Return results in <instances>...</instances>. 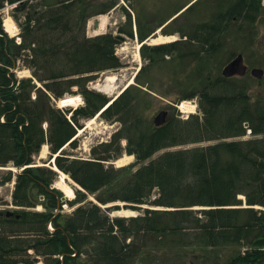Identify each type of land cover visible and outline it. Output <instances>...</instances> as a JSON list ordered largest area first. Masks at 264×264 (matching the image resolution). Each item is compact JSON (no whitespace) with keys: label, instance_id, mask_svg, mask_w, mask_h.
Masks as SVG:
<instances>
[{"label":"trees","instance_id":"trees-1","mask_svg":"<svg viewBox=\"0 0 264 264\" xmlns=\"http://www.w3.org/2000/svg\"><path fill=\"white\" fill-rule=\"evenodd\" d=\"M59 2L61 6H49L41 13L34 26V11L27 14L21 44L7 35L0 18V116L6 115V121H0V163L13 159L17 165L30 164L33 154L39 153L45 142L50 144L51 153L58 152L77 134V127L83 126L82 118L95 116L110 101L105 94L89 89L87 82L103 71L123 65L115 53L120 39L111 32L87 36L86 9H77L71 0L55 3ZM3 3L4 0H0V8ZM26 7L23 3L16 9ZM180 9H174L173 14ZM234 15L245 24L248 22L250 27L257 20L264 22L262 0H236L227 8L218 5L210 19H193L189 29H181L182 36L188 38L186 41L141 47L147 63L135 77L137 84L128 86L101 112L103 119L118 121L119 129L108 141L95 144L89 159L70 157L66 151L55 158L58 168L83 188H76V198L69 204L86 202L71 214H54V209L61 206L62 196L60 190L50 188L56 171L35 166L18 175L16 202H29L34 191L47 195L46 211L25 212L22 219L41 225L52 220L56 227H61L59 233H65L52 238L54 245L59 246L63 241L68 251H72L70 246H73L89 255V259L81 263L67 257L65 264H129L143 249H148L146 255L154 256L149 249L152 247L162 248L163 255L175 249L179 256L181 251L178 250L188 248L189 244L199 248L243 244L245 250H240L226 264H264V209L235 206L243 204V199L238 197L243 193L246 204L264 207V96L250 102L244 79H228L218 71L214 75L215 61L212 62L227 42L229 33L236 28L242 32L245 24L237 26ZM170 16L165 15L158 25ZM145 25L148 24L138 23L140 41L154 29H147ZM120 31L134 37L131 14ZM26 53L27 58L42 69V74L36 72V75L42 81H49L45 86L55 97L62 96L74 85L79 87L85 104L73 110L75 125L67 118L66 111L53 107L47 93L35 100L31 98L35 87L31 79H22L19 92L14 91L12 83L17 78L10 67ZM187 60L195 64L184 69ZM216 67L219 68L217 63ZM165 70H170L172 78L176 79L173 88L169 87L171 93H178L176 101L197 95L201 115L194 114L184 120L171 105L169 121L159 127L154 125L150 119L152 92L159 90L154 84L157 79L154 74ZM183 70L193 77L190 83L182 79ZM200 82L203 85L198 84ZM44 121L49 123L47 131L42 125ZM246 121L260 137L225 139L245 134L243 123ZM210 139L218 142L169 149ZM70 144L76 147L77 138ZM125 152L134 154L135 161L119 167L110 163ZM155 187L159 195L151 199ZM89 194L103 205L121 201L135 209L136 204L150 202L173 209L147 208L144 216L111 218L107 211L119 209L120 205L103 209L87 200ZM196 205L210 208L199 209L200 216L191 208ZM186 230H195V243H189L182 236L173 238L174 242L166 241L165 235L178 236L187 233ZM148 233L152 238H146Z\"/></svg>","mask_w":264,"mask_h":264},{"label":"rangeland","instance_id":"rangeland-1","mask_svg":"<svg viewBox=\"0 0 264 264\" xmlns=\"http://www.w3.org/2000/svg\"><path fill=\"white\" fill-rule=\"evenodd\" d=\"M31 5H37L39 6L41 4V0H30ZM111 0H83L82 5H89L86 10H84V14L86 13L87 16L94 14L96 11L101 10L104 8L105 5H107ZM189 0H116L117 5L114 7H111L108 9L106 13H101L100 15L92 16L88 19L86 26H85V32L87 35H95L99 33L96 31L95 22L98 20V22H103L105 29L102 32H108L113 31L116 33L118 31V27L120 24H123L127 17V11H130L133 17L134 23L141 22L142 25H144L146 20H150L149 26L145 25L147 29L153 28L154 30L157 28L158 23L162 19V17H165V15L170 14L175 8H177L179 5H183ZM78 3V2H76ZM229 3V0H201L198 4H196L192 9L186 11L183 15H181L179 18H177L170 26L167 27V31L173 32L172 34L175 35L172 39H180V32H175L176 30H179L181 28L189 29V22L193 19L195 20H205L209 19L215 8L220 5L221 7H226ZM105 4V5H104ZM83 13V12H82ZM192 13V14H191ZM23 12H18L15 10L14 6L12 7V4L10 2H5L4 6L0 10V16L2 18V23L5 29V21L6 19L10 18L11 22L16 25V33L14 35L10 34V36H20L22 27L21 22L23 21ZM264 17V15H263ZM240 23L245 24L246 22L243 19H240L237 21V26H239ZM251 27L247 24L243 26L242 32L239 33L238 29H233L232 32L229 33V37L227 42L224 44L222 50L213 58L214 64V75L217 74V71L220 72L221 68L225 65V63L232 57L230 55L232 53L237 54L238 52H242L245 56L246 63L249 65V67L253 66H259L264 69V22L257 20L255 23L250 24ZM135 28V27H133ZM99 29V28H97ZM6 31V29H5ZM247 31V32H244ZM170 34V35H172ZM168 36L169 34H164L161 32L160 29H157L154 31L152 35L149 36L147 39V42L150 44L159 43L157 40H154L155 38H158L160 36ZM140 42L136 38H130L126 36L124 40L118 43L116 46V53L120 57L123 65L115 70H107L104 71L94 79H91L88 81L87 87L95 90H101L100 88L102 86L108 85L112 87V93H105L107 96H114L118 94L121 89H123L130 81H132L133 77L137 73V70L144 65V60L140 53ZM188 61V60H187ZM216 63L218 64L219 68L216 67ZM194 61H188L186 63V66L184 69L187 68V65H194ZM17 75H26L25 69L28 67H32V75L35 76V73L38 72L39 74H42V69L39 68L37 65L33 64L29 59L22 58L19 62ZM170 70L165 71H156L154 76L157 77L156 81H154V84L158 85L159 89L157 93V96L154 97L153 102V108L150 115V119L152 120L153 117L156 115V113L161 109H169V111H173V107L170 104H173V101L178 97V93H171L169 90V87L173 88V85H175L176 79L172 78V74L170 73ZM157 74V75H156ZM189 73L186 70H183L182 72V79L190 83L193 80V77L191 75H188ZM146 76V75H145ZM247 79L244 81V83L247 86L248 93L250 95V102L255 101L258 97L264 96V77L260 80L252 77L249 73L246 75ZM36 77V76H35ZM110 77V78H109ZM151 77V76H150ZM161 77V78H160ZM109 78V79H108ZM40 85L35 83V87L32 90H36L37 96L45 95L46 92L49 91V97L51 98V104L55 108L63 109L68 111L67 109L71 108L74 109L75 107L79 105H70V106H60L59 100L61 98L72 96V95H78L81 100L82 104H84L83 97L80 93V89L77 86L71 87V89L67 92H65L61 97H56L57 100H52V96L54 94L51 90H47L44 86V82L41 81L38 76L35 78ZM175 81H173V80ZM181 80V81H183ZM200 85H203L202 82L198 83ZM178 85V83H177ZM177 87V86H176ZM43 89V90H42ZM167 89L169 90V93L167 92ZM176 91V89H174ZM46 91V92H45ZM103 93V94H104ZM46 97V96H45ZM42 101V100H41ZM39 101V102H41ZM185 101H190L191 105L189 104L190 109L195 110V114L201 115V112L199 110V98L195 96L192 99H186ZM198 102V103H197ZM36 104V103H35ZM195 105V107L193 106ZM193 106V107H192ZM175 113H178V115L181 116V111L178 106H176ZM70 114V113H69ZM68 114V115H69ZM191 114V113H190ZM83 121V128L78 131V145L76 147H71V145H67L65 150L70 153L72 156H80L83 158H88L91 156V148L94 144L105 141L109 139L112 135V133L117 130L119 127L118 121H106L102 119L99 116H96L92 119H82ZM246 125V124H245ZM43 127H47V123H43ZM255 135L252 133H248V129L246 130V133L242 136H231L226 137V140H234V139H251L254 138ZM218 142L217 139H210V140H204L201 142H194V143H186V144H180L174 147H171V149H179V148H186V147H193V146H205L209 144H213ZM46 150H44V147L39 151L40 153H36L34 157V162L42 165H48L53 166V159L52 155L50 154V148L49 145L45 147ZM168 150V149H164ZM159 151L160 152H163ZM158 153L155 154V156L158 155ZM128 154L124 153L122 157H126ZM135 160V157L133 156L131 159H128L124 164L131 163ZM115 165H122L118 162H115ZM8 170L0 169V176L5 175V173ZM58 176L55 181L52 183V186L55 188H58L62 190L59 186H61L63 189L71 188L73 191H76V188L79 189L80 186L76 183L74 179H72L67 173H64L62 171H59L57 174ZM62 183V184H60ZM63 191V190H62ZM9 187H3L0 190V202H6L9 196ZM64 195L65 192L63 191ZM90 199H95L94 195H89ZM74 196H67V199H73ZM239 197L243 199V204L245 205V194L240 193ZM96 200V199H95ZM80 204V203H78ZM63 205V208L65 209V213L70 214L73 209L78 205ZM154 207L156 206L150 205V204H142L139 209L135 210V213L129 216L118 214L115 211H110L107 213L109 216L115 217V216H124L127 219L129 217H134L135 215L143 216L145 213V209L147 207ZM240 206V205H239ZM105 206H103V209ZM157 208H165L163 207H157ZM194 209V211L198 212V215L201 216V212L199 209H203L205 207L201 205H196L191 207ZM44 210L43 207H40L39 209H36V211H42ZM122 210V209H121ZM205 220V219H203ZM128 222V220H127ZM187 231V233H185ZM181 234L179 233L178 236L173 235L172 233H169L165 235L166 241L169 240V242H174L175 239H177L179 236H182L189 240V243H195L196 242V232L195 230H186ZM152 234L148 233L146 234V238H152ZM175 238L174 240H172ZM130 239V238H129ZM128 240V239H127ZM148 243H151L149 241ZM242 247V248H241ZM243 244H223L217 247L207 246L204 248H199L196 245L189 244L188 248L187 246H184V248L178 250L181 251L180 255H176L175 249L167 250V254H162V248H156L152 247L149 248L150 251L154 256L150 257L146 255V250L143 249V252L140 253L132 262L129 264H226L227 261L230 259H233V257L236 256V254L240 250H244ZM164 252V251H163ZM150 253V252H149ZM186 253V256L182 255ZM151 255V254H149Z\"/></svg>","mask_w":264,"mask_h":264},{"label":"flooded vegetation","instance_id":"flooded-vegetation-1","mask_svg":"<svg viewBox=\"0 0 264 264\" xmlns=\"http://www.w3.org/2000/svg\"><path fill=\"white\" fill-rule=\"evenodd\" d=\"M39 200H46V196L39 197ZM35 205L16 204L13 198L0 202V264H65L67 257L80 263L86 260V253H70L63 241L59 246L53 244L52 238L65 235L64 232L59 233L61 227L52 224L50 229L48 223L33 225L19 222L23 209ZM8 211L13 214H8Z\"/></svg>","mask_w":264,"mask_h":264},{"label":"bare ground","instance_id":"bare-ground-1","mask_svg":"<svg viewBox=\"0 0 264 264\" xmlns=\"http://www.w3.org/2000/svg\"><path fill=\"white\" fill-rule=\"evenodd\" d=\"M5 27H6V30L10 33V34H15L16 33V25H14L12 22H11V19L8 18L6 19L5 23H4ZM105 29V26H104V23L101 22L100 24V27L99 29H97L96 31L98 32H102L103 30ZM174 36H160L158 38H155L154 40H157V42H165V41H169L173 38ZM110 78V77H109ZM108 78V79H109ZM102 91H104L105 93H109L111 94L112 93V87L108 86V85H105V86H102L100 88ZM82 103V100L81 98L78 96V95H72V96H67V97H64V98H61L59 100V104L60 106H70V105H78V104H81ZM183 109L187 108L185 105L182 106ZM44 150H46L45 147H47V145H44ZM133 157V155H127L126 157H121L119 158L116 162H118L119 164H124L126 161H128V159H131ZM62 184V183H60ZM66 194V196H74V191L73 189L69 188H65L63 189L61 186H59ZM117 212L118 214H123V215H126V216H129V215H132L135 213V211H132V210H117L115 211Z\"/></svg>","mask_w":264,"mask_h":264},{"label":"water","instance_id":"water-1","mask_svg":"<svg viewBox=\"0 0 264 264\" xmlns=\"http://www.w3.org/2000/svg\"><path fill=\"white\" fill-rule=\"evenodd\" d=\"M23 1V0H20ZM247 65L244 60L242 53H239L234 59H232L224 68L223 75L233 76V75H244L247 72ZM251 74L257 78H262L264 75V70L260 67H254L251 69ZM167 120V110H161L155 117L154 122L156 125H162Z\"/></svg>","mask_w":264,"mask_h":264}]
</instances>
